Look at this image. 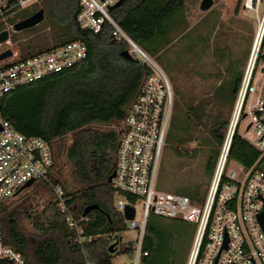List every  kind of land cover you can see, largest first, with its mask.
I'll return each mask as SVG.
<instances>
[{"label":"trees","instance_id":"trees-1","mask_svg":"<svg viewBox=\"0 0 264 264\" xmlns=\"http://www.w3.org/2000/svg\"><path fill=\"white\" fill-rule=\"evenodd\" d=\"M81 1L45 0L44 8L48 10L54 25L65 32L52 46L35 50L31 46H20L19 60L76 40L87 44L88 58L69 71L10 93L4 101L3 113L20 133L40 137L53 144L56 165L52 181L63 187L70 213L78 221L82 219L86 207L97 204L100 209L84 217L80 222L82 233H79L69 228L66 215L59 211L54 202H50L42 214L35 215L30 197L15 203L13 201L19 196L0 201V230L7 244L20 251L28 264H84L87 261L113 264L110 243L117 234L127 230L125 217L115 206L116 192L108 179L116 169L120 141L117 127L124 121L128 109L152 71L137 59L123 57L122 53L128 50V46L112 36L113 27L110 24L106 23L99 34L83 30L78 23ZM20 10L0 16V20L8 14H15L17 20H24L35 13L31 11L20 16ZM109 14L148 55L161 60L163 64L165 62L161 54L173 44L176 37L186 35L185 0H125L122 5L110 10ZM16 22L12 21V24ZM11 40L15 43L18 41L14 36ZM176 57L180 61V56ZM262 62L264 56L260 55L256 68ZM164 67L170 68L168 64H164ZM228 71L229 79L216 94L222 103L234 105L244 74L233 67ZM196 113L197 109L191 107L190 115L187 120L183 118L182 124L175 122L176 115H173L171 124L180 129L176 141L179 146L192 140L191 136H187V121H191V114ZM221 125L218 122L211 130L213 141L220 148L224 140L217 128ZM224 125L228 127L229 122ZM110 126L114 129H104ZM68 136L71 137V143L65 149L64 157L70 164L71 175L77 186L73 193L64 188L62 165L58 163V141ZM218 147L211 149L209 154L207 173L211 177L221 154ZM228 162H236L247 169L257 166L264 171V155L240 134L238 127L232 139ZM41 188H49L52 195L50 185H42ZM179 194L190 197L194 202L206 198V195L195 191H182ZM24 220L32 221L36 231L34 234L23 230ZM158 222L156 217L148 221L143 242V249L148 252V256L142 259L141 264H185L190 243L187 242L181 248L180 256L160 232L156 225ZM173 225H176V233L180 237L187 236L192 241L195 227L183 221H174ZM0 264L11 263L0 260Z\"/></svg>","mask_w":264,"mask_h":264},{"label":"built area","instance_id":"built-area-1","mask_svg":"<svg viewBox=\"0 0 264 264\" xmlns=\"http://www.w3.org/2000/svg\"><path fill=\"white\" fill-rule=\"evenodd\" d=\"M39 0H0V16L26 9ZM121 0H82L78 23L83 30L99 34L108 23L112 36L128 46L129 54L146 64L152 73L117 127L120 141L115 177V206L125 217L127 207L135 210L127 228L139 231V241L124 250L132 264H141L148 256L143 249L147 224L156 217L183 221L196 227L188 264H264V171L237 163L229 166L232 135L224 141L206 200L198 205L190 197L158 190L157 181L164 146L174 109V91L163 68L154 61L109 14L108 7ZM246 7L256 14L258 25L252 56H264V0H247ZM14 54L0 62V201L15 199L36 183L50 185L53 202L70 229L82 233L80 222L70 213L65 192L52 181L56 158L53 144L40 137L26 136L5 118L4 101L21 87L69 71L88 58V46L76 40L26 60ZM252 60V59H251ZM254 68V67H253ZM249 68L243 79L240 96H253L257 89ZM245 111L251 124L244 138L264 155V88L254 104ZM243 105L240 116L243 113ZM240 118V117H239ZM34 181L31 187L24 188ZM142 220L137 219L138 210ZM93 239V238H92ZM90 238V240H92ZM0 260L28 264L24 255L7 244L0 230ZM84 264H95L87 261Z\"/></svg>","mask_w":264,"mask_h":264},{"label":"rangeland","instance_id":"rangeland-1","mask_svg":"<svg viewBox=\"0 0 264 264\" xmlns=\"http://www.w3.org/2000/svg\"><path fill=\"white\" fill-rule=\"evenodd\" d=\"M3 1L6 3L8 0ZM201 1L185 0L186 35L182 38L176 37L173 44L161 54L164 64H168L170 68H165L161 60L149 56L163 68L174 91V109L160 163L157 188L160 191L175 194L182 191L201 192L207 198L213 180V176L207 173L209 154L211 149L218 147L213 141L211 130L218 122H221L222 125L217 128L218 134L224 141L226 140L240 97L239 92L237 101L231 105L222 103L216 93L221 91L222 84L229 79L228 69L231 67L243 72L245 77L250 68L258 21L256 14L246 7L247 0H216L214 7L208 12L200 10ZM44 6H46L45 0H39L18 12V15L22 16L31 11L36 13L41 9L45 10V19L39 26L20 33L13 30L12 21H21L16 19L17 15L8 14L0 20V32L4 30L10 32V40L0 45V54L6 50H12L19 59L20 46L24 48L31 46L35 50L52 46L59 39L65 30L54 25ZM13 36L18 40L16 43L11 40ZM176 56H180V61H177ZM252 79L257 91L243 101V113L237 123L243 137L245 129L251 125L248 119L244 118L245 111L263 93L264 62L257 68L256 65L254 66ZM191 107L197 109L196 115L191 114V121H187V136H191L192 140L179 146L176 141L180 129L177 125L172 126L173 115H176L175 122L182 124L183 118L187 120L190 115ZM225 122H229L228 127L224 125ZM104 129L114 128L110 126ZM70 143V136L58 141L57 146L60 150L58 163L62 165L63 186L69 193H73L77 186L71 175L70 164L64 157L65 149ZM229 166L232 169H238L236 162H231ZM262 168L264 169V162ZM41 187V183H36L13 202L30 197L35 208L34 214H42L47 205L53 202V197L50 195L49 188ZM39 189L41 191H37ZM205 200L195 203L200 205ZM142 216V211L139 209L137 219L142 220ZM157 219L159 222L156 225L160 232L168 238L171 246L176 250L175 252H179L180 256L181 248L183 249L187 242L190 243L185 263L188 264L195 235L192 241L187 236L180 237L176 233L177 227L173 225L174 221ZM22 228L28 234L36 232L32 221L24 220ZM138 241L137 229L127 228L126 231L117 234L109 247L113 264H132L133 259L130 258V253H125L124 250L128 245L136 244Z\"/></svg>","mask_w":264,"mask_h":264},{"label":"water","instance_id":"water-1","mask_svg":"<svg viewBox=\"0 0 264 264\" xmlns=\"http://www.w3.org/2000/svg\"><path fill=\"white\" fill-rule=\"evenodd\" d=\"M103 1V0H100ZM215 1L216 0H202L201 4H200V10L202 12H208L210 11L214 5H215ZM125 2V0H121L120 2H118L116 5L108 7V10H112L113 8H116L120 5H122ZM45 19V10L41 9L39 11H37L36 13H34L32 16L21 20L19 22H17L16 24H14L13 26V30L16 33H20L23 32L25 30H29L32 28H35L37 26H39ZM10 40V32L9 30H4L2 32H0V45L8 42ZM14 55V52L12 50H6L5 52L0 54V62L7 60L9 58H11ZM123 57L128 59V60H134V58L129 54L128 50L124 51L122 53ZM236 128H234V131L232 133V138L234 137L235 134V130ZM115 177V172H113V174L109 177L108 182L111 183L113 178ZM34 183V181H30L29 183H27L25 185L24 188H29L32 186V184ZM100 207L97 204L94 205H90L88 207H86L84 209L83 212V217H86L90 212L95 211V210H99ZM264 216V213H262L260 215V219L262 221ZM135 217V210L132 207H127L125 210V218L127 220H133Z\"/></svg>","mask_w":264,"mask_h":264},{"label":"bare ground","instance_id":"bare-ground-1","mask_svg":"<svg viewBox=\"0 0 264 264\" xmlns=\"http://www.w3.org/2000/svg\"><path fill=\"white\" fill-rule=\"evenodd\" d=\"M254 59H255V56H252V60H251V63H250V68H249V73L252 72V70H253L254 63H255ZM243 101H244L243 96H240L239 100H238L237 107H236V111H235V114H234V117H233V120H232V124H231L230 130H229L228 136H227L228 138L231 137V135H232V133L234 131V128L237 127V123L239 122L240 111H241V108H242V105H243Z\"/></svg>","mask_w":264,"mask_h":264}]
</instances>
